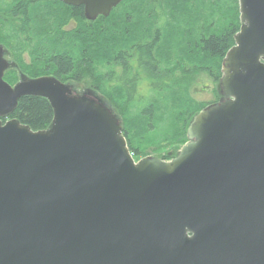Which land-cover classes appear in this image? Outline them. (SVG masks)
I'll list each match as a JSON object with an SVG mask.
<instances>
[{
    "label": "water",
    "instance_id": "obj_1",
    "mask_svg": "<svg viewBox=\"0 0 264 264\" xmlns=\"http://www.w3.org/2000/svg\"><path fill=\"white\" fill-rule=\"evenodd\" d=\"M123 0H62L84 17ZM222 98L176 156L135 160L117 116L52 75L22 76L0 44V264H264V0H238ZM42 96L51 124L3 121Z\"/></svg>",
    "mask_w": 264,
    "mask_h": 264
},
{
    "label": "trees",
    "instance_id": "obj_2",
    "mask_svg": "<svg viewBox=\"0 0 264 264\" xmlns=\"http://www.w3.org/2000/svg\"><path fill=\"white\" fill-rule=\"evenodd\" d=\"M239 27L238 0H123L95 20L62 0H0V44L11 57L4 79L15 83L16 68L65 83L88 77L137 158L145 131L187 140L189 122L206 104L189 95L186 76L201 71L219 82ZM140 86L146 95L138 93ZM8 118L40 130L51 124L53 109L42 96H24L1 119ZM174 155L166 151L162 158Z\"/></svg>",
    "mask_w": 264,
    "mask_h": 264
},
{
    "label": "rangeland",
    "instance_id": "obj_3",
    "mask_svg": "<svg viewBox=\"0 0 264 264\" xmlns=\"http://www.w3.org/2000/svg\"><path fill=\"white\" fill-rule=\"evenodd\" d=\"M5 58L11 62V57L7 54H5ZM24 61L27 63L29 62L28 54L24 53L23 55ZM16 80L15 83L22 77L27 76L24 73H22L20 68H16ZM90 79L88 77H83L81 80H78L76 83H70L69 84L75 93L77 94H86L88 96H91L95 99H98L99 97H103L96 89L90 88L87 84L90 83ZM185 83L187 84V89L189 92V95L199 102H204L206 106L213 104L217 101H219L221 96L220 91V84L219 82L212 79V77L209 76L206 72H193L190 73L188 76H186ZM14 84V83H13ZM147 90L145 91L144 86L139 87L138 93L145 94L146 95ZM145 141L142 145H138L140 150H142V154L139 155L138 158L145 157V156H157L161 157L163 156L164 152H170L172 151H179L180 147L182 146L181 142H172L169 139H166V134L164 131L154 128L153 130L145 131Z\"/></svg>",
    "mask_w": 264,
    "mask_h": 264
},
{
    "label": "flooded vegetation",
    "instance_id": "obj_4",
    "mask_svg": "<svg viewBox=\"0 0 264 264\" xmlns=\"http://www.w3.org/2000/svg\"><path fill=\"white\" fill-rule=\"evenodd\" d=\"M82 12H83V6H82ZM84 15V14H83ZM73 23H74V20H70L67 24H65V26L67 27V28H70L72 25H73Z\"/></svg>",
    "mask_w": 264,
    "mask_h": 264
}]
</instances>
